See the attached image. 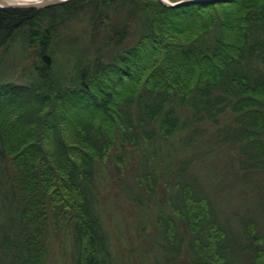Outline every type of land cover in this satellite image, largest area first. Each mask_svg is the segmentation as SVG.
<instances>
[{
    "label": "trees",
    "instance_id": "1",
    "mask_svg": "<svg viewBox=\"0 0 264 264\" xmlns=\"http://www.w3.org/2000/svg\"><path fill=\"white\" fill-rule=\"evenodd\" d=\"M18 66L24 82L11 81ZM206 122L257 195L230 223L190 176L193 157L173 158L177 136L185 147ZM115 146L139 153L131 202L152 208L165 190L155 264H264V0L0 8V264H48L61 234L69 264H118L97 201V165Z\"/></svg>",
    "mask_w": 264,
    "mask_h": 264
},
{
    "label": "rangeland",
    "instance_id": "2",
    "mask_svg": "<svg viewBox=\"0 0 264 264\" xmlns=\"http://www.w3.org/2000/svg\"><path fill=\"white\" fill-rule=\"evenodd\" d=\"M176 1L178 0H171L173 3ZM17 59L19 54L14 47L5 57L6 69L14 65ZM29 71L30 69L21 66L13 68L11 81L24 82L25 78L21 75H27ZM232 120V114L227 112L220 118V126ZM217 128L218 126L206 122L203 129L195 135V141L185 147L178 144L185 136V133H180L174 141L180 151L173 158L179 156L182 159L189 155L193 157L190 176H195L210 193L221 217L230 223L234 215L253 213L257 195L249 185L243 184L237 174L235 158L239 157L238 150L235 147L223 146L216 136ZM131 148L126 146L121 152L120 148L115 146L106 159L97 165L98 209L109 232L111 249L118 264H155L159 250L155 243L157 229L154 224V212L159 204L164 203L166 193L163 186L158 187L152 208L138 206L127 198L125 188L131 183L130 176L139 154L137 152L134 157L128 156ZM164 151L166 152L167 148ZM164 151L161 153L164 154ZM122 156L123 159L119 160ZM2 177L0 169V178ZM1 188L3 190V187ZM5 210L6 207L0 200V226L8 223ZM51 242L47 263L69 264L71 242L67 234H61Z\"/></svg>",
    "mask_w": 264,
    "mask_h": 264
},
{
    "label": "water",
    "instance_id": "3",
    "mask_svg": "<svg viewBox=\"0 0 264 264\" xmlns=\"http://www.w3.org/2000/svg\"><path fill=\"white\" fill-rule=\"evenodd\" d=\"M70 0H29L24 1L21 3H6L3 0H0V8H21V9H43L48 8L56 5H60L64 2H67ZM164 4L169 6H179L186 3H211V2H217L219 0H178L176 2H165L164 0H161Z\"/></svg>",
    "mask_w": 264,
    "mask_h": 264
},
{
    "label": "bare ground",
    "instance_id": "4",
    "mask_svg": "<svg viewBox=\"0 0 264 264\" xmlns=\"http://www.w3.org/2000/svg\"><path fill=\"white\" fill-rule=\"evenodd\" d=\"M5 1L6 3H21V2H24V1H29V0H3ZM165 2H171V0H164Z\"/></svg>",
    "mask_w": 264,
    "mask_h": 264
}]
</instances>
